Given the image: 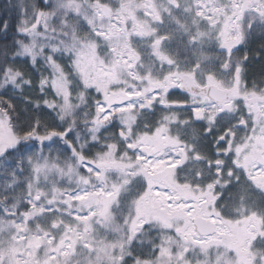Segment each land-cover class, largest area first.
I'll use <instances>...</instances> for the list:
<instances>
[{
	"label": "snow or ice",
	"instance_id": "6c2138e0",
	"mask_svg": "<svg viewBox=\"0 0 264 264\" xmlns=\"http://www.w3.org/2000/svg\"><path fill=\"white\" fill-rule=\"evenodd\" d=\"M0 264H264V0L0 4Z\"/></svg>",
	"mask_w": 264,
	"mask_h": 264
},
{
	"label": "trees",
	"instance_id": "16d2710c",
	"mask_svg": "<svg viewBox=\"0 0 264 264\" xmlns=\"http://www.w3.org/2000/svg\"><path fill=\"white\" fill-rule=\"evenodd\" d=\"M7 3V0H0V4H4ZM14 23V21H13ZM249 72L250 73H258L259 72V65L258 64H254V65H250L249 66Z\"/></svg>",
	"mask_w": 264,
	"mask_h": 264
}]
</instances>
